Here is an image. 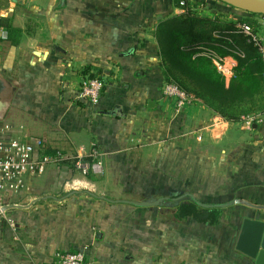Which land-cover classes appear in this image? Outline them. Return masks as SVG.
I'll use <instances>...</instances> for the list:
<instances>
[{"label": "crops", "instance_id": "crops-1", "mask_svg": "<svg viewBox=\"0 0 264 264\" xmlns=\"http://www.w3.org/2000/svg\"><path fill=\"white\" fill-rule=\"evenodd\" d=\"M194 1L203 15L247 18L264 36L263 15ZM183 12L176 0H0V122L42 154L105 152L103 175L83 177L71 162L27 175V189L0 215V264L54 263L78 251L86 264H255L224 248L232 232L221 224L162 222L148 210L146 226L109 224L124 210L109 203L123 200L105 195L119 188L144 195L199 179L201 201L231 190L264 201V125L229 121L194 95L181 110L163 94L154 31ZM236 65L225 57L222 73ZM86 76L103 82L96 104L78 99ZM72 180L103 193L66 189Z\"/></svg>", "mask_w": 264, "mask_h": 264}, {"label": "trees", "instance_id": "trees-1", "mask_svg": "<svg viewBox=\"0 0 264 264\" xmlns=\"http://www.w3.org/2000/svg\"><path fill=\"white\" fill-rule=\"evenodd\" d=\"M176 1L180 4L182 0ZM190 1L186 0L185 12L160 21L154 31L165 81L202 99L229 121L263 110L264 65L258 48L238 28V23L251 21L228 19L223 14L203 15ZM213 54L237 60L232 76L218 69ZM172 199L178 203L174 217L179 221L193 219L212 226L222 223L226 208L203 206L188 192Z\"/></svg>", "mask_w": 264, "mask_h": 264}, {"label": "built area", "instance_id": "built-area-1", "mask_svg": "<svg viewBox=\"0 0 264 264\" xmlns=\"http://www.w3.org/2000/svg\"><path fill=\"white\" fill-rule=\"evenodd\" d=\"M185 5L186 0H182L180 6L185 8ZM198 8H203V5L196 7V9ZM238 28L247 37L248 42L258 48L264 65V36L257 32L253 24L247 22L238 23ZM212 56L218 69L223 71L225 57L214 54ZM102 90L103 82L100 78L86 76L81 78L77 96L80 101L96 104L101 98ZM162 91L165 96L175 98L177 108L181 110L185 109L193 98V95L174 82L165 81ZM241 119L248 128H252L255 124L264 125V109L242 115ZM199 140H202L201 136H199ZM104 157L105 152L97 145H93L89 149L80 146L73 153L57 150L54 153L42 154L39 146L15 137L11 125L0 122V215L4 216L9 202L21 196L27 189V175H41L50 164L65 162H71L73 169L83 177H88L92 173L103 175ZM65 187L69 190H77L83 187V184L72 180L68 181ZM8 221L11 227H16L15 221L10 218ZM38 264H86V258L83 251L59 252L54 263Z\"/></svg>", "mask_w": 264, "mask_h": 264}, {"label": "rangeland", "instance_id": "rangeland-1", "mask_svg": "<svg viewBox=\"0 0 264 264\" xmlns=\"http://www.w3.org/2000/svg\"><path fill=\"white\" fill-rule=\"evenodd\" d=\"M191 6L198 5L194 0L190 1ZM199 9V8H198ZM243 11V10H242ZM243 13V12H238ZM234 18V17H233ZM236 19H244L243 17L239 18L238 16ZM85 189L92 191L94 193H97L98 195H102L103 191L100 189L93 188L92 186H83L77 191H85ZM156 191L151 192V188L149 189L150 192L147 194H134L132 192H126L123 190V188H119L117 191H113L112 193H106V197L110 199L114 198H120L123 201L122 202H110L109 207H112V205H119V207L124 208V210L117 209L115 216H111V221L109 224L118 226H132L133 224H136L135 221H139V225L141 227L146 226L148 224L146 216V211H157L158 213H155L156 220L164 221V222H182L177 220L174 217L176 207L178 205L177 201L175 199H172L175 195L182 193V192H188L192 193L196 196V198L199 200V196L202 197L204 194H199V179L197 182H191L186 185H176L174 187H170V189H165L164 191H158L161 189V187H155ZM76 191V190H71ZM233 191L232 194H228L226 191L222 192L221 194L217 196L211 197L209 201H204L205 203H226L233 201L235 199L241 200L240 203L233 204L229 207H226V210L224 212V217L222 220L221 225L226 226L225 234H227L228 231L232 232L230 236V240L228 237H226V240H224L225 249H230L231 252L235 253L237 256H246L243 254L238 248L237 243L239 236L241 232L243 231V228L246 225V222L249 221H256L261 220L264 221V201L258 200L259 198L255 199L252 196L240 192V191ZM213 195H215V191L211 192ZM207 196V195H206ZM145 197L146 199L143 201H157L162 197H167V199L160 201L158 205L155 206H138L131 204L129 201H126V199L132 201H141V198ZM209 197V196H207ZM95 201V200H94ZM121 205V206H120ZM138 211V212H137ZM140 213V214H137ZM187 221V220H184ZM158 225V222L155 223ZM233 234V235H232ZM232 236V237H231Z\"/></svg>", "mask_w": 264, "mask_h": 264}, {"label": "water", "instance_id": "water-1", "mask_svg": "<svg viewBox=\"0 0 264 264\" xmlns=\"http://www.w3.org/2000/svg\"><path fill=\"white\" fill-rule=\"evenodd\" d=\"M227 5H230L234 8L252 13L257 15H264V0H219ZM4 103L0 100V120L2 119L3 112L5 109ZM155 102L150 101L149 107H153ZM7 106V105H6ZM256 126V125H254ZM193 199L197 200L200 204L206 207H229L233 204L240 203L241 200L235 199L226 203L210 204L203 203L199 201L196 196L192 193H188ZM110 201V199L105 198ZM167 199V197H162L157 201H129L131 204L137 206H155L158 205L160 201ZM8 209V206L6 207ZM237 248L246 256L251 258L255 264H264V221H247L243 231L241 232Z\"/></svg>", "mask_w": 264, "mask_h": 264}]
</instances>
